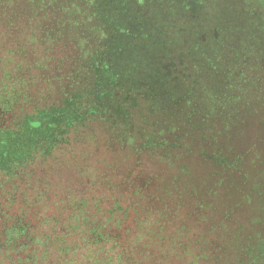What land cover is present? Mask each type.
Listing matches in <instances>:
<instances>
[{
  "label": "trees",
  "instance_id": "16d2710c",
  "mask_svg": "<svg viewBox=\"0 0 264 264\" xmlns=\"http://www.w3.org/2000/svg\"><path fill=\"white\" fill-rule=\"evenodd\" d=\"M16 1L0 0V136L22 134L25 123L34 129L51 123L52 130L38 138L26 160L13 156L6 165L0 162V219L7 223L0 231V264H175L182 258L191 264L200 259L209 264L208 243L202 234L199 239L184 237L185 231L193 230L185 215L181 217L185 228L168 230L159 211L154 216L143 206L146 198L141 193L138 196L142 190H133L131 196L117 190L116 198L97 192L88 198L84 191L77 195L71 184L62 189L52 181L51 171L61 156L78 155L76 146L98 119L110 117L103 107L106 101L97 102L100 95L121 97L129 105L141 98L150 99L152 104L179 102L183 104L181 115L186 118L189 103L185 100L194 103V85L205 88L211 106L206 122H193L192 126H199L197 132L217 136L220 147L218 155L201 150L200 155H205L202 160L205 167L209 161L228 167L223 148L230 123L223 122L231 121V115L237 113L236 126L241 128L246 116L260 111L264 121V0H157L156 6V0L147 2L136 9L140 17L136 30L126 22L119 27L123 33H134L139 42L149 38L135 48L130 55L133 62H128L122 72H115L122 59L115 60L111 52L105 62L108 31L94 13L93 0H62L59 7L46 0L48 6L59 10L55 12L60 14L53 28L55 34L61 33L59 28L68 33L65 43L72 52L62 56L52 51L61 37L53 42L51 22L38 20L39 12L45 18L51 14L41 4L44 0H30L31 15L25 14L26 8H16ZM147 7L151 16L145 18ZM131 10L125 2L123 13ZM3 16L6 19L1 20ZM73 31L78 32L75 37ZM161 36L165 43H161ZM123 48L120 43L119 49ZM94 54L99 58L95 62ZM209 61H214L213 71ZM99 70L103 76L107 71L111 74L100 78ZM250 72L259 81L253 80ZM143 103L136 109L138 114L155 110L152 104ZM219 104L237 107L229 114L224 112L225 119L218 118L217 122L212 110ZM179 110L172 115L177 116ZM193 134L187 133L191 142ZM99 141L94 140L96 145ZM89 142L94 143L93 139ZM171 145L175 146V156L187 148L185 144L177 146L178 140ZM80 158L84 159L82 155ZM182 167L188 169V164ZM80 175L91 180L86 172ZM109 198H114L109 208L116 205L112 213L103 204ZM205 220V215L199 217V221ZM257 223L255 220L254 225L260 227ZM261 231L252 227L243 231L237 244V264H258L257 250L260 243L264 245ZM198 241L202 248L195 246ZM222 243L224 256L227 240L222 239Z\"/></svg>",
  "mask_w": 264,
  "mask_h": 264
},
{
  "label": "rangeland",
  "instance_id": "374dc122",
  "mask_svg": "<svg viewBox=\"0 0 264 264\" xmlns=\"http://www.w3.org/2000/svg\"><path fill=\"white\" fill-rule=\"evenodd\" d=\"M51 1L58 7L63 2L62 0ZM16 2L18 3L16 8H26L25 14L31 15L33 11L31 4L33 3L30 0ZM125 2L132 7L133 11L123 13L122 6ZM147 2L151 3V0H93L94 13L102 20L103 26L108 31V39L103 49L105 62L106 55L110 52L115 60L121 61L122 59L115 72H122L128 62H133L130 55L136 47L141 46L140 42L145 43L149 39L145 38L146 40L139 42L133 38L134 33H123L122 29H119L121 22H126L131 23L136 30L140 21L136 9L145 6ZM157 3L156 0L155 6L158 5ZM41 4L51 14L45 18L43 12H39L38 20L43 18L44 24L51 22L50 38L53 42H57V38L61 37V40L58 41L60 44L52 49L54 55L62 56L66 55L67 51L68 53L72 52L65 43L68 40V33L62 31V28H59L61 33L58 34H55L56 32L53 30L58 25L57 19L60 18V14H55V12H59V10L52 9V5L48 6L46 0ZM149 9V7L146 8L147 16H144L145 18L151 16ZM4 19L6 16L1 18V20ZM77 34V31H73L72 36L75 37ZM163 39L161 36V43L166 42ZM120 43L124 44L123 49H119ZM92 58L93 62L99 59L97 54H94ZM208 66L213 71L215 69L214 61H209ZM109 74L111 72L107 71L103 76V71L99 70L100 78L109 77ZM249 76L253 80L256 78V75H251V72ZM255 81H259V79L256 78ZM194 87L197 90L194 103L191 100H185L189 103V108H187L189 114L186 118L181 115L183 104L179 102L152 104L150 99L141 98L136 103L129 105L121 97L113 98L108 93L100 95L97 97V102L104 103L106 101L103 107L110 112V117L98 119L92 130L86 131L87 136L82 138V142H79L80 144L75 148L80 151L76 157L71 158L67 153L53 163L52 181L62 189L71 184L72 190H78L77 195H81L84 191L88 198L91 195H96L97 192L100 194L106 192L107 196L114 195L116 198L117 190L127 196H131L133 190H142L143 192H138V196L141 193V196L146 198L143 206L151 212L153 211L154 216L157 215L155 211H159L160 217L165 221L164 227H167L168 230H173L175 227L181 228L182 225L185 228L186 224L182 222L181 217L186 216L193 230L185 231L184 237L191 238L193 236L195 239L196 237L199 239L202 234L204 241L208 243L209 264H237L236 251L239 250L237 244L238 239L243 236V231L251 230L252 227L253 229L259 228L264 234V121L261 119L263 112L260 111L256 115L251 113L246 116L241 128L236 126L239 122L237 113L231 115L232 123L229 120L224 121L223 124L230 123L227 135L235 134L232 139L226 136L223 148L224 160L229 166L222 168L220 164L217 165L215 162L209 161L207 162L208 167H205L206 162L202 160L205 155H200V151L218 155L219 138L216 139L217 136L214 138L209 132L208 134L207 132H197L199 126H192L193 122L199 125L202 124L200 121L206 122L205 114L211 106L209 98L205 94V88L195 85ZM142 99L145 100L144 103ZM141 103H149L150 106L152 104L155 110H150L143 115L138 114L136 109L140 108ZM215 106L212 114L217 122L218 118L225 119L226 113L229 114L230 109L237 107L236 105L222 106V104ZM175 109H180L177 116L172 115V112L175 113ZM135 110L136 114H133ZM192 114L194 116L191 120ZM209 117L212 118L210 114ZM51 130V123L40 124L35 129L25 123L22 134L18 136L12 133L3 134L0 136V162L6 165L13 156L15 159L26 160L38 138L46 137ZM192 132L196 133L193 134V142L190 139L192 134L187 135ZM92 134L95 135L92 137ZM133 134L136 136L135 139H129ZM206 136L207 139L204 138ZM179 137L182 139H178ZM118 138L119 141L115 142ZM90 139H93V142L96 139L100 141L96 145L95 142H89ZM177 140L179 141L177 146L185 144L188 149L183 148L181 154L178 153L175 156L176 149L171 144ZM125 143L133 146L124 145ZM163 151L166 152L165 155L161 154ZM255 151L257 154L254 153ZM81 155L84 159L80 158ZM183 164H188V169L182 167ZM81 171L90 175L91 180L89 176H81ZM219 171L221 173L215 176ZM112 184L114 187L109 189L108 187ZM53 186L51 184L50 188ZM189 187L192 188L191 192L186 191ZM183 188L185 190L181 193ZM33 192L34 189L31 190L32 194ZM114 198H109L106 203H103L107 209ZM181 200L185 202H181ZM160 201L169 204V207H163ZM15 205L16 207L20 206L19 203ZM115 208L116 205H112L109 208L110 213L114 212ZM35 214L38 215L40 212H35ZM202 215L206 216L205 221H199V217ZM255 220L258 222L256 225H260V227L254 225ZM211 223L214 225L210 228ZM6 224L3 218L0 219V231ZM222 229H224L223 232ZM220 234H224V236ZM224 238L227 240V250L223 256L221 244L224 243H222ZM227 238L231 239L228 241ZM195 246L201 247V243L198 241ZM257 252L259 254L257 263L264 264V245L261 247L260 243ZM217 256L219 259L215 258ZM244 262L242 260V263ZM175 264L191 263L182 258ZM197 264H205V262L200 259Z\"/></svg>",
  "mask_w": 264,
  "mask_h": 264
}]
</instances>
